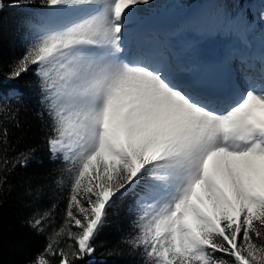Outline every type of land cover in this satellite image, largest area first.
I'll return each instance as SVG.
<instances>
[{
	"label": "snow or ice",
	"instance_id": "obj_1",
	"mask_svg": "<svg viewBox=\"0 0 264 264\" xmlns=\"http://www.w3.org/2000/svg\"><path fill=\"white\" fill-rule=\"evenodd\" d=\"M148 4L41 0L53 23L10 66V80L35 66L50 157L71 173L66 219L34 264L94 255L108 210L129 193L139 214L126 242L142 249L144 264H264V56L260 86L248 81L218 108L179 82L162 53L129 54L128 28ZM24 6L0 0V11ZM258 19L264 24V11ZM18 111L0 103V207L8 174L33 158H7L3 123ZM49 215L28 224L43 231ZM65 235L70 254L57 247Z\"/></svg>",
	"mask_w": 264,
	"mask_h": 264
},
{
	"label": "trees",
	"instance_id": "obj_2",
	"mask_svg": "<svg viewBox=\"0 0 264 264\" xmlns=\"http://www.w3.org/2000/svg\"><path fill=\"white\" fill-rule=\"evenodd\" d=\"M23 3L26 6L0 11V103L19 109L15 120L5 119L3 123L8 129L7 158L13 161L20 153L29 151L33 158L26 167L17 165L8 174L4 186L0 207V264H34L44 253L52 232L63 225L62 217L69 199L66 190L70 188L65 163L52 159L48 151V119L46 113L42 114L44 105L41 103L45 92L35 74V66L15 80L8 78L10 66L23 55L26 42L33 35L42 7L41 0H23ZM11 88H17L20 93L6 97ZM17 122L19 127H16ZM58 179L65 182L64 185L58 184ZM132 199L130 194L116 199L95 239V254L75 264H144L142 249H133L126 242L136 234L137 215L131 209ZM42 211L50 212L48 220L52 223L48 225L52 228L44 223L43 231H37L29 226L28 220ZM56 239L57 247L70 254L65 236ZM47 258L52 264L58 260Z\"/></svg>",
	"mask_w": 264,
	"mask_h": 264
},
{
	"label": "bare ground",
	"instance_id": "obj_3",
	"mask_svg": "<svg viewBox=\"0 0 264 264\" xmlns=\"http://www.w3.org/2000/svg\"><path fill=\"white\" fill-rule=\"evenodd\" d=\"M163 2H165L168 7H171L170 0H165ZM158 4H160V3H158ZM207 4H208V1L195 2V3L191 4V5H189L188 7H186L184 9V11H182V13H178L176 10H172L171 12H166L164 15H162L160 17H157V16H156V18H151L150 17L151 19L149 21L148 20L147 21L148 22H150V21H152V22L153 21H156L160 27H163V28H166L167 29L168 25L175 18L181 17L182 19H185L186 17H188V12L189 11L201 13V10L205 6H207ZM167 6L164 7V8L167 9ZM155 13H156V11H155ZM143 23L144 22H142L138 27H134V29L136 30L135 31L136 32V41L138 43H140V44H145L143 41L140 40V37H141V35L143 33V31L140 30V26ZM204 25H207L206 22L204 23ZM236 25H237V19L236 18H234V19L231 18L229 20V22H228V26L225 25V26L221 27V30L223 31L222 33H215V32H209L208 31L209 34L205 35L206 32L203 33V32H200V31L199 32L192 31L193 32L192 40L199 39V43L198 44H193L192 45V47L194 49H196V51H197V55L195 56V58H196V61L195 62L198 63L199 66H201V64H202V62L200 61L201 58L205 57L210 52H213L214 49H217L216 44L219 45V46H222V45H225L227 41H228V43H229L230 46H234L236 44H239V49L240 50H242V51L243 50H246L247 49V44L245 42V34L240 31V38L239 39H236L235 38V37H238V34L234 33L235 32L234 30H239V28H240V26H236ZM127 36L129 37V34ZM177 37L179 39V40L177 39V41H182L183 39H186L184 35H178ZM260 49H261V46L260 45H257L256 54L259 53ZM202 53H204V55L200 56ZM255 85L258 87L259 84H255Z\"/></svg>",
	"mask_w": 264,
	"mask_h": 264
},
{
	"label": "rangeland",
	"instance_id": "obj_4",
	"mask_svg": "<svg viewBox=\"0 0 264 264\" xmlns=\"http://www.w3.org/2000/svg\"><path fill=\"white\" fill-rule=\"evenodd\" d=\"M163 1H165V0H149V4L147 5V6H140V8H139V10H138V12H137V16L138 15H144V16H142V17H140V18H138L137 19V17H134V19H136L137 20V23L136 24H132L131 25V27L130 28H134V27H138L141 23H142V21H144V22H146L147 20L149 21L151 18H156V16L157 17H160V16H162V15H164L166 12H171L172 10H176V5H182L183 4V2H184V0H170V2H171V7H168L167 5H166V3L165 2H163ZM155 2V3H154ZM185 2H186V0H185ZM158 3H160V4H158ZM243 3L244 4H247V1H243ZM164 4V5H163ZM167 6V9L166 8H164V7H166ZM171 8V9H170ZM231 10V7L229 6L228 7V11H230ZM155 11H156V13H155ZM163 11V12H162ZM248 11L250 12V13H255V12H258V11H264V1H262V2H257V0L250 6V8H248ZM160 12V13H159ZM161 14V15H160ZM146 15V16H145ZM159 15V16H158ZM149 16V17H148ZM147 17V18H146ZM151 17V18H150ZM142 18V19H141ZM141 19V20H140ZM135 21V20H134ZM49 24L47 25V26H49L51 23H53V22H48ZM136 25V26H135ZM46 26H42V27H39V29H38V33H40L41 32V30L43 29V28H45ZM263 27V26H262ZM180 35H181V33L180 32H178ZM177 33V34H178ZM177 34H175V35H173V36H169L170 38H172V39H178V35ZM260 34V36H263L262 38L260 37V39H262V40H264V28H263V30H261V33H259ZM193 54H195L194 53V51H193ZM67 177H68V180H67V182H68V184H69V187H70V183H71V173H69V172H67ZM65 183V182H64ZM64 183H62L61 184V186L62 185H64ZM66 192H69V194H70V188L69 189H67L66 190ZM37 210V209H36ZM138 211H139V208H138ZM37 212V211H36ZM45 211H42V214L44 213ZM40 212L38 213V215H42ZM139 214V213H138ZM37 216L35 215V218H36ZM49 218H46L45 220H44V222H43V224L45 223V224H51L52 222H50L49 220H48ZM65 219H66V213L63 215V217H62V223H64V221H65ZM43 226H45V225H42V227ZM49 226V228H52V226L51 225H48ZM72 231H74V232H76V231H79V229L78 228H76V227H72ZM52 233H55V232H52ZM65 239H66V243H65V245L66 246H68L71 242H70V240L67 238V236L65 235Z\"/></svg>",
	"mask_w": 264,
	"mask_h": 264
}]
</instances>
